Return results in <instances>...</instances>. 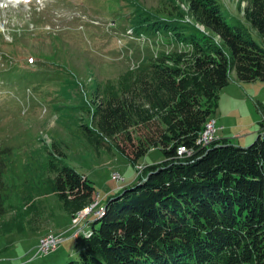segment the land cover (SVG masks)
<instances>
[{"label":"trees","instance_id":"obj_1","mask_svg":"<svg viewBox=\"0 0 264 264\" xmlns=\"http://www.w3.org/2000/svg\"><path fill=\"white\" fill-rule=\"evenodd\" d=\"M186 1L188 11L180 0L135 4L133 29L160 33L164 48L148 51L117 79L99 81L80 107L81 122L70 124L99 156H124L138 177L108 197L89 234L77 236L78 257L65 264H264V134L246 147L229 138L197 144L232 72L241 82H264V0L238 1L242 20L233 23L221 0ZM51 77L19 66L0 70L6 83L34 89ZM67 100L55 108L73 111ZM255 105L262 127L264 103ZM182 146L191 153L178 154ZM52 148L47 190L73 216L94 201L95 186L65 163L58 142ZM152 149L162 158L140 169ZM13 157L0 144V218L7 213L5 177ZM11 229V222H0V236Z\"/></svg>","mask_w":264,"mask_h":264},{"label":"rangeland","instance_id":"obj_2","mask_svg":"<svg viewBox=\"0 0 264 264\" xmlns=\"http://www.w3.org/2000/svg\"><path fill=\"white\" fill-rule=\"evenodd\" d=\"M181 1L187 9L188 2ZM159 2L0 0L3 34H0V70L19 66L37 76H52L35 89L30 83H6L0 78V144L11 147L14 156L13 166L5 177L11 188L7 213L0 218V222H11L12 227L6 236L0 237V245L9 246L2 252L6 257L24 264H49V259L57 261L61 252L65 258L59 264L78 257L74 234L79 225L75 226L72 217L47 190L46 164L52 157L54 141L66 152L65 163L93 181L99 204L105 205L108 197L136 181L138 172L124 156L107 152L99 156L84 140L71 133L70 124L81 122L80 107L99 81L117 79L148 51L164 48L162 38L146 39L147 34L141 37L132 31L131 14L135 4L154 8ZM221 2L231 23L242 20L238 0ZM245 5L243 2L242 7ZM253 34L260 42L259 35ZM68 78L72 81H66ZM229 86L221 91L215 118L218 120L224 115L223 119L228 122L224 134L246 135L241 142L234 138V143L246 147L257 138L259 124L256 122L261 115L255 100L263 101L264 83L237 81ZM65 99H69L66 105L75 106L73 111L55 108L54 103ZM209 124L217 126L214 119L205 128ZM253 128L257 130L252 132ZM161 158L160 150L152 149L140 163L153 164ZM117 173L123 177L121 182L114 178ZM20 229L26 231L18 233ZM50 229L64 236L60 248L48 255H35L39 236ZM51 236L56 238L49 234L40 242L48 241Z\"/></svg>","mask_w":264,"mask_h":264},{"label":"crops","instance_id":"obj_3","mask_svg":"<svg viewBox=\"0 0 264 264\" xmlns=\"http://www.w3.org/2000/svg\"><path fill=\"white\" fill-rule=\"evenodd\" d=\"M231 77H232V80H231V83L232 82H239V83H255V84H257V83H264V82H262V81H255V82H241V81H239L238 79H237V75H236V73L235 72H232L231 73ZM231 83H230V85H231ZM230 87V86H229ZM253 92H255L256 94H257V91L254 89L253 90ZM261 100V99H260ZM262 101V100H261ZM263 103H264V99H263V101H262ZM260 114V113H259ZM215 117H216V115H215ZM224 118V115H222V118L221 119H216V122H217V125L218 126H220V127H223L221 130H219L218 131V135H219V138H229V139H231L233 142H235L234 141V138H238L239 139V142H241V140H243L244 138H246V135H244V134H241V135H237V137H232L231 135H226V134H224L223 133V131L225 130V125H227L228 124V122L226 121V120H224L223 119ZM262 120V117H260L259 115H258V117H257V125H258V127H259V130H257V128H253V130H252V132H255L256 130H257V132H258V134H257V136L259 135V133L261 132V125H260V121ZM223 133V134H222ZM111 195V194H110ZM100 205H103L102 204V202L100 203ZM91 224L92 223H90V224H88L87 223V220H85L80 226H79V230H80V232H82V230H90V228H92L91 227ZM49 231H53L52 229H50V230H47L46 232H49ZM58 235H62V234H59V233H57ZM43 235V234H42ZM6 236V235H5ZM41 236V235H40ZM39 236V237H40ZM1 237V236H0ZM62 237H63V240L65 239L64 238V236L62 235ZM74 238L76 239L77 238V236H75L74 235ZM8 247L9 246H7V247H3V246H1L0 245V264H24V261H22V262H16V261H14V259L15 258H12V259H10V258H8V257H6V256H8V255H6L5 253H2L4 250H6V249H8ZM72 252V251H71ZM65 258V253H60L59 254V259L57 260V261H54L53 259H49V261L48 262H50L49 264H59L58 262H60L62 259H64ZM34 262V261H33ZM32 262V263H33ZM53 262V263H52Z\"/></svg>","mask_w":264,"mask_h":264},{"label":"built area","instance_id":"obj_4","mask_svg":"<svg viewBox=\"0 0 264 264\" xmlns=\"http://www.w3.org/2000/svg\"><path fill=\"white\" fill-rule=\"evenodd\" d=\"M263 132H264V126H263ZM217 130L218 127L215 126L214 129L209 133V134H203L202 136H200L199 140H205L206 142V146L210 145L216 138H217ZM198 142V140H197ZM185 150H189L187 149L185 146H182L179 148L178 151H185ZM115 179L120 180L121 176H114ZM85 214H87V212L84 213H78L79 218L83 217ZM78 219H75V222ZM61 242V238L59 236H56V238H52L46 242H40L39 246L36 247V254H48L52 251H54L55 249H57V247L59 246Z\"/></svg>","mask_w":264,"mask_h":264},{"label":"bare ground","instance_id":"obj_5","mask_svg":"<svg viewBox=\"0 0 264 264\" xmlns=\"http://www.w3.org/2000/svg\"><path fill=\"white\" fill-rule=\"evenodd\" d=\"M209 121H210V120H209ZM209 121H208V122H209ZM208 122H207V123H208ZM207 123H206V124H207ZM206 124H205V127H206ZM214 127H215V125L212 126V124H211V125L209 124V125L207 126V128H204V130L202 131V133L200 134V136H202L203 134H209V133L214 129ZM205 129H206V130H205ZM203 132H204V133H203ZM197 140H198L197 144H199V145H200V144H203L204 146H206V142H205V140H199V139H197ZM186 152H188V151H187V150H185V151H178V154L182 155V154H184V153H186ZM188 153H191V152H188ZM140 172H141V171H140ZM140 172H139V173H140ZM119 175H120V174H119ZM114 176H118V173H117V175H114ZM94 205H95V204H94ZM94 205H92V207H93ZM88 209L91 211V207H90V208H87L86 210H84V211H82V212H80V213H84V212H87V213H88V212H89ZM98 213L100 214L101 211H98ZM47 235H49V234H47ZM47 235H45V236H47ZM87 235H88V234H87ZM45 236H44V237H45ZM51 237H53V236H51ZM42 238H43V237H42ZM42 238H41V239H42ZM53 238H54V237H53ZM41 239H40V241H41ZM50 239H52V238H49L48 240H50ZM40 241H39V242H40ZM38 245H39V244H38ZM37 247H38V246H37Z\"/></svg>","mask_w":264,"mask_h":264}]
</instances>
